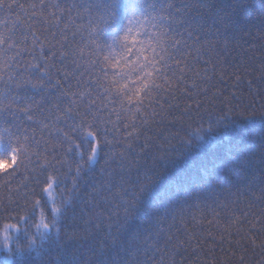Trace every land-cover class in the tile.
Returning <instances> with one entry per match:
<instances>
[{
  "label": "trees",
  "instance_id": "16d2710c",
  "mask_svg": "<svg viewBox=\"0 0 264 264\" xmlns=\"http://www.w3.org/2000/svg\"><path fill=\"white\" fill-rule=\"evenodd\" d=\"M58 2L102 5L108 15L97 39L106 50L122 51L120 38L130 21L149 36L159 35L169 53L177 47L173 41H180L176 54L183 58L185 78L178 90L172 81L173 92L167 99L175 107L166 105L165 113L154 122L140 125L143 133L130 141L131 151L123 143L102 149L75 177V185L73 172L68 171L75 167L69 156L60 172L61 188L74 187L75 192L54 227L37 234L32 264H264V238L256 239L254 231H249L254 224L260 227L257 221L264 210V116L228 117L217 123L221 111L253 99L256 106L264 103V0ZM17 11L0 12V20L15 21ZM80 15L83 19L74 10L71 19L86 26L87 11ZM63 23L68 24L66 35L72 40L76 25L69 18ZM7 34L0 25V37ZM88 36L81 30L75 40L83 37L86 41ZM81 47L83 56L75 57L77 65L68 62L71 72L83 71L79 65L89 66L90 49L84 43ZM61 67L57 63L52 68L54 81L60 79ZM236 75L243 77L239 84ZM72 83L73 90L79 91L76 81ZM187 108L192 109L190 114ZM168 111L177 118L183 115L185 126L189 119H202L203 129L188 133L190 143L182 145L175 133L184 129L179 119L170 123L173 117L166 115ZM107 115L102 113L104 118ZM111 134L122 141V131ZM44 135L47 138V132ZM7 155V147L0 150V156ZM129 161L134 162L131 171ZM146 177L150 182L134 197L135 186ZM13 195L0 188V199ZM133 198L135 202L128 204ZM4 223L15 220L0 218V228ZM32 225L31 215L21 222L11 241L13 247L36 231ZM238 232L249 236L244 241L246 250L236 246ZM252 239L255 244L250 243ZM4 257L0 248V264H6Z\"/></svg>",
  "mask_w": 264,
  "mask_h": 264
},
{
  "label": "snow or ice",
  "instance_id": "6c2138e0",
  "mask_svg": "<svg viewBox=\"0 0 264 264\" xmlns=\"http://www.w3.org/2000/svg\"><path fill=\"white\" fill-rule=\"evenodd\" d=\"M102 8L96 2L61 4L58 0H0V12L19 10L15 13V21L7 17L0 20V25L8 32L0 37V150L5 147L8 150L7 156H0V188L14 192L12 197L0 199V218L15 220L0 228V248L4 249L6 264H32L31 251L36 247L37 234L41 229L51 230L62 208L71 200L75 188H61L63 181L60 179L69 156L75 167L74 171L71 168L68 171L73 172L75 185V177L102 149L123 143L131 151L130 141L143 133L140 125L154 122L157 116L165 113V106L169 105L167 97L173 92L172 81L176 82L178 90L185 78V69L181 66L183 58L176 54L180 52V41H173L177 47L175 52L169 53L159 35L149 36L135 28L133 21L120 38L122 51L106 50L97 39L98 29L108 15ZM74 10L78 19H83L80 13L87 11L86 26L71 19ZM65 18L76 25L72 40L66 35L69 28L63 23ZM81 30L89 34L86 41L83 37L81 41L75 40ZM145 36L147 39L143 38ZM81 43L90 49L89 66L79 65L83 71L71 72L68 62L77 65L75 57L83 56ZM57 63L62 67L57 71L60 79L54 81L52 68ZM85 76L88 77L86 81ZM235 79L239 84L243 77L236 75ZM73 80L79 91L73 90ZM248 83L252 85V81ZM191 111V108L186 109L189 114ZM104 112L108 113L107 118L102 116ZM166 115L173 117L172 124L177 119L181 122L184 131H177L175 136L182 145L190 143L188 133L203 129L202 119H189L185 126L183 115L177 118L171 111ZM238 116H264V103L256 106L253 99L247 105L221 111L217 123ZM211 128L209 119L208 129ZM121 131L122 141L111 134ZM119 155L124 157L125 153ZM159 158L164 159V154ZM133 163L129 161V171ZM149 182L150 178L146 177L137 184L134 197H138ZM126 183L131 185L132 181ZM123 191L127 195V190ZM134 202V198L127 201L128 204ZM37 214L39 222H36ZM30 215L36 231H30L26 242H18L13 247L9 230L19 231L21 222H26ZM257 223L260 227L254 224L249 231H254L256 239L264 238V210ZM237 235L240 239L235 241L236 246L243 245L246 250L244 241L249 240L248 234L238 232ZM255 242V239L250 241ZM261 247H264V240Z\"/></svg>",
  "mask_w": 264,
  "mask_h": 264
},
{
  "label": "rangeland",
  "instance_id": "374dc122",
  "mask_svg": "<svg viewBox=\"0 0 264 264\" xmlns=\"http://www.w3.org/2000/svg\"><path fill=\"white\" fill-rule=\"evenodd\" d=\"M16 233H17L16 229H10L9 230V234L12 236V238L16 235ZM0 239H2V237Z\"/></svg>",
  "mask_w": 264,
  "mask_h": 264
}]
</instances>
